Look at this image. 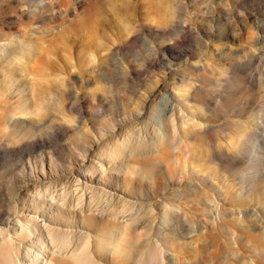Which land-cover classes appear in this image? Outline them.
I'll use <instances>...</instances> for the list:
<instances>
[{"label": "rangeland", "instance_id": "1", "mask_svg": "<svg viewBox=\"0 0 264 264\" xmlns=\"http://www.w3.org/2000/svg\"><path fill=\"white\" fill-rule=\"evenodd\" d=\"M0 44V264H264V0H0Z\"/></svg>", "mask_w": 264, "mask_h": 264}, {"label": "bare ground", "instance_id": "2", "mask_svg": "<svg viewBox=\"0 0 264 264\" xmlns=\"http://www.w3.org/2000/svg\"><path fill=\"white\" fill-rule=\"evenodd\" d=\"M127 26V25H126ZM128 27V26H127ZM42 43V42H41ZM40 44V43H39ZM30 45V44H29ZM42 45V44H41ZM37 46H38V43H37ZM45 46V45H44ZM27 47V46H26ZM40 47V46H39ZM28 48V47H27ZM34 48V47H33ZM41 48V47H40ZM26 49V48H25ZM35 50L34 51H36V47L34 48ZM0 50H3V47H2V44H0ZM33 50V49H32ZM38 50V49H37ZM40 50V49H39ZM22 51H24V50H22ZM29 51V50H28ZM27 51V52H28ZM41 51V50H40ZM13 52V51H12ZM15 52V51H14ZM31 52V51H30ZM5 53V52H4ZM3 53V54H4ZM20 53V52H19ZM19 53H17V57L19 56L18 54ZM22 53V52H21ZM20 53V54H21ZM34 54H37V53H35V52H33ZM32 53V55H34ZM44 53V52H43ZM16 54V53H15ZM22 54H24V53H22ZM25 54H27V53H25ZM6 55V54H5ZM47 55V54H46ZM11 56V55H10ZM15 56V55H14ZM22 56H25V55H22ZM22 56H20L19 58H22ZM16 57V58H17ZM26 57V56H25ZM28 57H31V56H28ZM94 57V55L92 56V58ZM13 58V57H12ZM15 58V57H14ZM91 58V59H92ZM25 59V58H24ZM28 58H26V60H27ZM33 59V58H32ZM10 60V59H9ZM26 60L24 61V62H26ZM13 61H19V60H13ZM23 61H21V62H23ZM28 61H31V60H29L28 59ZM24 62H23V64H24ZM10 63V62H9ZM29 62H27V66L29 65L28 64ZM12 64V63H11ZM18 64V63H17ZM15 65H16V63H15ZM26 66V67H27ZM21 67H22V65H21ZM23 67H25L24 65H23ZM26 67H25V70H27L26 69ZM18 68H19V66H18ZM22 69V68H21ZM23 72H24V68H23ZM28 72V71H27ZM29 73V72H28ZM29 74H31V73H29ZM33 74H34V72H33ZM38 78V77H37ZM46 79H48L47 77H46ZM34 80V79H33ZM35 80H36V78H35ZM30 81H32V80H30ZM34 82V81H33ZM31 84V83H30ZM31 85H33L34 87H35V85L34 84H31ZM32 86V87H33ZM34 89V88H33ZM44 90V89H43ZM42 91V90H41ZM32 92V91H31ZM33 92H35V91H33ZM32 92V93H33ZM31 93V94H32ZM44 93V92H43ZM55 93V92H54ZM36 95V94H35ZM34 97V96H33ZM44 97V96H43ZM54 97H55V95H54ZM25 98V97H24ZM45 98V97H44ZM50 98H51V96H50ZM53 98V97H52ZM51 98V99H52ZM49 99V98H48ZM50 99V100H51ZM17 100H18V98H17ZM54 100H56V99H54ZM35 103V102H34ZM18 105H19V107L20 106H26V100L25 99H23V100H21L20 102H18L17 103ZM34 105V104H33ZM35 106V105H34ZM34 108H39V109H41L42 107L41 106H36V107H34ZM38 110V109H37ZM24 111V110H23ZM35 111V110H34ZM25 112V111H24ZM37 112H39V110L38 111H36L35 113H37ZM11 117V116H10ZM144 130V129H143ZM151 138V137H150ZM142 139H144L143 138V136H138V131H137V136H135L133 139H132V141H138V140H142ZM146 140V139H145ZM148 140V139H147ZM152 140V139H151ZM106 205L107 204H105L104 206H103V209L106 207ZM141 207H143V205L141 204V205H138L137 207H135V206H132L131 207V210H130V213L127 215V218L128 219H131L132 221H134V220H136L137 219V216H138V211L141 209ZM107 209V208H106ZM149 222V221H148ZM134 227H136V223H134V225H133V228ZM131 228H132V225H131ZM260 229H262V230H264V227H259ZM258 227H257V229H259ZM261 231V230H260ZM259 231V232H260ZM51 237H52V239L54 240V241H59L58 239H59V237H60V234L59 233H57V232H55V231H52L51 230ZM110 234H109V241L111 240L113 243H115L116 244V248L117 249H120V247L121 248H123L122 246V242H124V240L126 239L125 238V236H126V234H125V231H124V227L121 225V226H119V227H116L115 226V228H113L110 232H109ZM164 234V233H163ZM261 234V233H260ZM263 235V234H262ZM261 236V235H260ZM263 239V238H262ZM219 240V239H218ZM101 245V244H100ZM218 245H219V243H218ZM218 245H214V247L215 248H219L218 247ZM155 245H153V240L152 239H146V241H144V242H142V243H140L139 245H138V243H136L135 241H133L132 243H131V245L130 246H127L126 248H124L123 249V253H124V255L126 256V258L125 259H123V261L125 262V263H128V262H131V259H133L136 263L137 262H139V263H141L142 262V259H143V257L146 255V254H151L152 256H153V258L155 259V255H156V251L155 250H153V247H154ZM0 248H1V245H0ZM102 248H104V246L102 247ZM105 248H107L106 246H105ZM116 249V250H117ZM121 250V252H122V249H120ZM101 251H103V249L101 250ZM86 264H96V263H91V262H87ZM178 264H182V263H178Z\"/></svg>", "mask_w": 264, "mask_h": 264}]
</instances>
